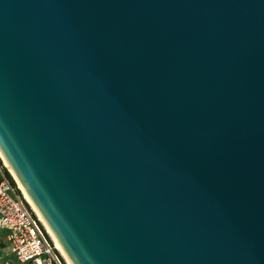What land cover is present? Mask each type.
Returning a JSON list of instances; mask_svg holds the SVG:
<instances>
[{
    "label": "water",
    "instance_id": "1",
    "mask_svg": "<svg viewBox=\"0 0 264 264\" xmlns=\"http://www.w3.org/2000/svg\"><path fill=\"white\" fill-rule=\"evenodd\" d=\"M0 152L71 264H264V0H0Z\"/></svg>",
    "mask_w": 264,
    "mask_h": 264
},
{
    "label": "built area",
    "instance_id": "2",
    "mask_svg": "<svg viewBox=\"0 0 264 264\" xmlns=\"http://www.w3.org/2000/svg\"><path fill=\"white\" fill-rule=\"evenodd\" d=\"M0 158V230L19 264H63L41 224L25 205Z\"/></svg>",
    "mask_w": 264,
    "mask_h": 264
},
{
    "label": "bare ground",
    "instance_id": "3",
    "mask_svg": "<svg viewBox=\"0 0 264 264\" xmlns=\"http://www.w3.org/2000/svg\"><path fill=\"white\" fill-rule=\"evenodd\" d=\"M0 158L3 161L4 166L6 167L7 171L10 173V175L13 177V180L16 182L17 184V188L19 189V191L22 193L23 198L25 199L26 203L30 206L31 210L34 212L35 216L37 217L38 221L42 224V226L45 229V232H47V234L49 235L50 239L53 242L54 248L58 251V253L60 254V256L62 257V259L64 260L65 264H71L70 260L68 259V257L65 255L64 251L61 249L59 243L57 242V240L55 239V237L53 236V234L51 233L50 229L48 228V226L46 225L45 221L43 220V218L41 217V215L39 214V212L37 211V209L34 207V205L32 204V202L30 201L29 197L26 195L24 189L22 188V186L20 185V183L18 182L17 178L15 177L14 173L12 172V170L10 169V167L8 166L7 162L5 161V159L3 158L1 152H0Z\"/></svg>",
    "mask_w": 264,
    "mask_h": 264
},
{
    "label": "crops",
    "instance_id": "4",
    "mask_svg": "<svg viewBox=\"0 0 264 264\" xmlns=\"http://www.w3.org/2000/svg\"><path fill=\"white\" fill-rule=\"evenodd\" d=\"M64 264V262H62ZM0 264H19L8 251L7 234L0 230Z\"/></svg>",
    "mask_w": 264,
    "mask_h": 264
},
{
    "label": "rangeland",
    "instance_id": "5",
    "mask_svg": "<svg viewBox=\"0 0 264 264\" xmlns=\"http://www.w3.org/2000/svg\"><path fill=\"white\" fill-rule=\"evenodd\" d=\"M8 172V171H7ZM8 174L10 175V173L8 172ZM10 177H11V179L13 180V177L10 175ZM13 182H14V184H15V186H16V188H17V184H16V182L13 180ZM18 189V188H17ZM19 190V189H18ZM19 193H20V195H21V197H22V199H23V201H24V203H25V205L27 206V208L31 211V213L35 216V214H34V212L31 210V208H30V206L26 203V201H25V199L23 198V196H22V193L19 191ZM35 218L37 219V217L35 216ZM37 221H38V219H37ZM39 222V221H38ZM40 223V222H39ZM41 224V223H40ZM41 226H42V224H41ZM43 227V226H42ZM43 229H44V227H43ZM44 231H45V229H44ZM46 234H47V232H45ZM47 236L49 237V235L47 234ZM49 239H50V237H49ZM50 241L52 242V240L50 239ZM52 245H53V242H52ZM53 247H54V245H53ZM55 251L58 253V251L55 249ZM58 255H59V257H61L60 256V254L58 253ZM61 259H62V257H61ZM63 260V259H62ZM63 262H64V260H63ZM64 264H65V262H64Z\"/></svg>",
    "mask_w": 264,
    "mask_h": 264
},
{
    "label": "trees",
    "instance_id": "6",
    "mask_svg": "<svg viewBox=\"0 0 264 264\" xmlns=\"http://www.w3.org/2000/svg\"><path fill=\"white\" fill-rule=\"evenodd\" d=\"M5 172L7 173V176L9 177V179L11 180V182L13 183V185H15L14 182H13V180L11 179L10 175L8 174V172L7 171H5ZM62 262H63V260H62Z\"/></svg>",
    "mask_w": 264,
    "mask_h": 264
}]
</instances>
